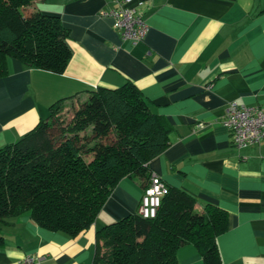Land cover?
<instances>
[{
    "label": "crops",
    "instance_id": "obj_1",
    "mask_svg": "<svg viewBox=\"0 0 264 264\" xmlns=\"http://www.w3.org/2000/svg\"><path fill=\"white\" fill-rule=\"evenodd\" d=\"M129 8L147 26L142 41L121 37L101 11ZM29 11L56 15L70 58L62 73L5 61L0 76V147L15 142L57 100L85 98L129 81L169 128L165 149L147 163L168 188L227 214L216 237L222 264H264V139L231 144L223 125L229 102L264 108V0H33ZM144 178L124 176L94 222L77 236L47 230L28 213L0 222V264L26 255L41 264H92L96 231L137 212ZM179 264H203L192 243Z\"/></svg>",
    "mask_w": 264,
    "mask_h": 264
},
{
    "label": "trees",
    "instance_id": "obj_2",
    "mask_svg": "<svg viewBox=\"0 0 264 264\" xmlns=\"http://www.w3.org/2000/svg\"><path fill=\"white\" fill-rule=\"evenodd\" d=\"M32 2L0 0V76L8 57L55 73L69 61L67 30L56 15L29 11ZM67 101L51 104L32 129L0 147V222L28 213L42 228L77 236L119 179L148 180L147 163L167 145V124L129 81L76 99L65 121ZM193 205L189 194L169 188L154 217L135 212L100 227L92 264H179L176 251L185 243L196 246L203 264H222L216 237L227 214L212 205L195 212Z\"/></svg>",
    "mask_w": 264,
    "mask_h": 264
},
{
    "label": "built area",
    "instance_id": "obj_3",
    "mask_svg": "<svg viewBox=\"0 0 264 264\" xmlns=\"http://www.w3.org/2000/svg\"><path fill=\"white\" fill-rule=\"evenodd\" d=\"M100 15L113 17L114 27L119 29L123 39L130 40L133 44L142 41L147 26L133 10L121 7L117 10L101 11ZM222 123L228 129L231 144L235 147H245L264 139V108L261 106L229 102ZM168 189L157 174L150 173L147 184L143 187L137 213L143 218L154 217L161 198L168 193ZM19 264H41V259L26 255Z\"/></svg>",
    "mask_w": 264,
    "mask_h": 264
},
{
    "label": "rangeland",
    "instance_id": "obj_4",
    "mask_svg": "<svg viewBox=\"0 0 264 264\" xmlns=\"http://www.w3.org/2000/svg\"><path fill=\"white\" fill-rule=\"evenodd\" d=\"M77 102L78 101H76V99L67 101V105L64 107V109H62L63 111L60 113V115L64 117L65 121H68L72 117L74 109L77 106Z\"/></svg>",
    "mask_w": 264,
    "mask_h": 264
}]
</instances>
